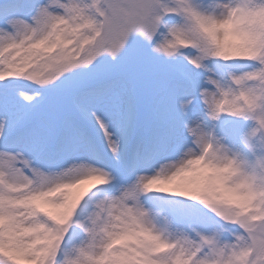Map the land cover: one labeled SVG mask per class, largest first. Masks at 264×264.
Listing matches in <instances>:
<instances>
[{"label": "snow or ice", "instance_id": "snow-or-ice-1", "mask_svg": "<svg viewBox=\"0 0 264 264\" xmlns=\"http://www.w3.org/2000/svg\"><path fill=\"white\" fill-rule=\"evenodd\" d=\"M0 264H264V0H0Z\"/></svg>", "mask_w": 264, "mask_h": 264}]
</instances>
